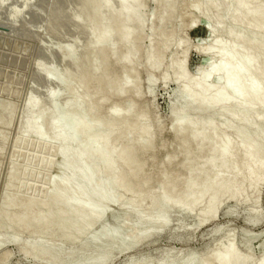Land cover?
<instances>
[{
    "label": "rangeland",
    "instance_id": "obj_1",
    "mask_svg": "<svg viewBox=\"0 0 264 264\" xmlns=\"http://www.w3.org/2000/svg\"><path fill=\"white\" fill-rule=\"evenodd\" d=\"M89 1L91 2V0H0V217L5 223L7 222L9 228L12 227L10 229L13 231H17L15 228L19 227L20 220H18V218H21V213L24 212V215H27L28 213L31 214L30 210H33L31 205L35 203L36 207L34 210L36 209V212L32 211L33 213L31 215L32 218L33 216L36 218H33L34 221L33 219L31 220L30 214L27 218H29L28 220L30 222L33 221L34 226L37 227H34V229L38 230V227L41 224L38 223V221H40V211H49V209L52 208V206L49 205L50 203L46 204L49 202L46 197H50L51 193H53V197H55L54 194L56 192L60 193L57 190L55 193L53 192L54 185H59L57 184V182H59L58 180L67 173L64 171L65 168L63 165L67 166V164H72L69 155H66V159L63 158L66 153L64 154L63 147L59 146L57 140L49 139V137L40 138L36 136V134L39 135L38 131L33 134L22 130V123L27 115L26 104L27 101L30 100L29 97L32 101L33 98H36V100L38 99V101L35 100L36 102H34V104L37 103L35 108H39L41 105L40 108L45 109L49 106L45 96L48 91H51L57 94L55 101L56 106L61 105L60 107H62L71 96L70 91L72 88L69 86L70 82L72 83L73 81V84H71L73 89L77 88L76 90L82 93L84 88L80 83V78L89 75L91 71L90 69L93 68L94 64L97 63L100 68L96 71V74L99 75L103 72L101 68L104 66L105 59L110 61L109 63L111 64L114 61V57L109 49L104 52L105 55L104 53L94 55L91 52L90 34L86 27L83 26V19H86L88 15L92 17L90 14L92 12L91 6L89 7L91 3L89 4ZM166 1L169 3L167 6L168 11L163 13L162 0H143V11L146 13L144 14L147 16V23L144 27L145 30L143 29V34L137 38L143 51L148 48L151 43H153V46L157 47L158 43H161V40L165 41L166 38L172 36V41L166 50H164L161 57L160 67L149 72L148 69L144 67L145 65L143 64L142 56V58L133 59L126 68L128 70L136 69L137 83L139 82V95L132 91L129 93L126 91L122 94L124 97L121 100L122 95L117 97L114 92L116 87L113 85L110 87L111 90L109 88V92L106 94L104 100L103 111L104 109H108L110 105H117L121 101L131 102L135 109L138 107L136 110L143 108L147 112L146 125L149 126V131L152 132V134L149 132L150 138L153 142L151 150L148 153L147 151L149 149L142 151L144 154L138 157V163H142L144 166V171L142 172L145 173L147 177L145 181L137 182L136 180L129 178L128 180H123L121 177V175H125V173L127 174L129 171V168H127L128 162L134 157V155L131 154L134 151L132 150V152L130 149L140 140V133L138 131H132L134 128L133 125H135L136 121L134 119H129L127 121L125 127L131 130L128 133L126 132L129 136L125 133H122L121 135L119 134V121L112 120L107 127V129L110 130V140L113 138L111 140L112 145L114 146L115 144L118 148L121 146L128 148L123 161L121 160V163L124 164L123 167L121 168V164L114 174L115 180L118 178V180L120 179L122 182L116 190V197L118 196L119 200L121 197V200L125 201H122L123 203L119 201L120 203L118 202V205L116 204L114 210H110V213L108 212L110 215L106 216L108 218L104 222L106 223L104 224L106 227L112 226L111 224H119L124 228H129L128 230L125 229V234L124 232L120 233L117 237L118 240H121L125 235L127 236V234L128 236L129 234H134H131V231L136 232L142 226L141 223H137L133 220V207L135 206L137 197L131 189H135L138 186L142 187V194L144 197L141 195L143 200L141 199L139 208L141 214L144 215V213H147L150 211L149 209H153L155 206L153 204V196L159 191L158 180L163 179L167 175H176V188L178 187L177 189H179L182 184L189 179V163L186 162L184 157L185 153L191 155V160H193V166H191L198 169L205 165L208 155H217L219 150L224 146L223 143L227 144V140H230L236 145L233 164L234 168H239L243 161L244 145L240 142V138L237 135L238 131L241 130L243 126H241V123L234 120L232 116L233 111L238 110L240 107L232 99L219 103L212 113L202 112L199 109L189 111L186 115L189 119L195 121H201L204 118L212 120L213 130L209 126L201 124L198 125L194 132L185 131V133H183L185 136H191L186 144L182 141L184 136L179 137L177 135L178 130L171 127L172 111L181 108L184 102L182 100H175L174 98V94L180 86L177 80L181 74L184 73L186 75V81L190 84L196 83L199 79L200 81L205 80V85L210 88L211 91H216L223 87L222 78L214 75L206 78L207 75H209L211 67L222 64L223 62L226 63L229 59V57H226V60L224 61V58H220L217 55V52L223 43H220L221 45L215 43L218 39L219 41L221 40V42H224V44L231 42V34H245L246 28H235L230 21H227L218 32H214V28L212 29V20L223 17L235 0H227L226 7L223 6V8L217 7L212 8V10L208 8L207 11H210L211 13H207L206 10L202 9L203 13L201 10L202 6L199 8L196 7L200 1L203 3L208 2L209 0ZM215 1V5H218L219 0ZM262 3L264 4V0ZM110 5L112 9H117V7H119L117 0H110ZM206 13L208 16L210 15V19L207 18ZM80 17H83L82 20ZM79 19L83 22L82 24H80L81 22ZM239 29L241 32H238ZM112 42L115 43H113V48L117 51H121L122 46L118 40H116V37L112 38ZM174 42H176V44ZM5 44H7V46H5ZM162 45L163 44L158 47L161 48L163 47ZM212 47L216 50L218 47L219 48L214 53ZM206 48L209 50L213 49L211 50L213 52H203ZM236 48L239 52H242V49H245L243 44L236 45ZM64 49H69L70 52H66ZM89 51L91 52L90 54L94 56L91 55V57ZM62 54H64L65 57L64 55L62 56ZM89 58H92L93 60H90ZM221 59H223V62L219 63ZM260 59H264V54L260 55ZM172 60L178 63L179 67L176 66L174 69H171L170 65ZM42 64L44 67H39L42 66ZM41 68H45L46 70L48 68L50 71H47L52 74L54 73V75L55 72L59 70L57 74L63 71L67 75L70 74L73 76L72 79V77L68 75L70 80L67 87L69 88L59 84V81L55 78V76H58L57 74L52 78L50 83L46 82V78L43 75H40L42 74L40 70ZM252 69L253 70L246 72L243 75L244 80L249 81L255 78L256 69L255 67H252ZM149 77L152 79V82L150 83L148 81ZM211 86L213 89H211ZM258 87L259 85L256 84L253 91ZM111 94L114 97H112ZM31 103L33 104V102ZM258 105L259 106L255 107V113L260 114L263 110L262 107H264V102H261V104ZM84 108H88V106H82V110H84ZM37 109H34V111ZM86 111L87 109H85L84 112ZM63 113L64 118L70 117L73 113V107H65ZM252 133L253 132L251 131L249 132V139L252 138V141H261L260 143L263 144L264 140L254 133L252 135ZM206 135L211 136L212 138L205 141ZM118 136L122 137V139H120V137L118 138ZM259 139L261 140L259 141ZM59 147H61V153L63 150L62 154L59 153ZM58 154L63 156L62 158L66 162H68L67 158H69V162H71L65 163ZM57 155L59 156V159H61L62 164L63 162L65 164L62 165L61 162H59L58 164L62 166V168L58 169L59 171L56 172L52 166L57 160ZM215 163H217V160ZM30 166L31 168H29ZM49 168L50 172L48 170ZM52 169L53 171H51ZM61 169H63L64 172ZM71 169H73V167ZM211 169L214 170V173L211 172L210 175L217 172L220 179L234 176L233 172L224 174L225 172H223L218 164H215ZM20 171H24V174ZM29 171L31 172L29 173ZM10 184H13V190V186ZM123 186H125V190ZM48 187L50 193L47 192ZM73 187L74 184H72V188ZM58 190L62 189L58 188ZM58 193L56 194L58 195ZM46 194L48 196H46ZM53 197L51 198L53 199ZM8 199L10 203L8 202ZM24 199L25 201L28 200L26 205L22 204L25 202ZM14 200H17V203H14ZM22 200L24 202H22ZM33 201H35V203ZM28 203L31 205H28ZM10 205L12 208H9ZM22 205L31 209L28 210V208L26 209ZM43 205L47 207L50 206V208L46 209ZM127 205L128 208L132 210H129ZM4 208L8 211V214H10L11 211V214L13 215H11L12 218L16 215L18 221L16 220V217L15 221L14 218L12 221H14V223L18 222V226H16L17 224H14L16 226L14 227L13 223H11L12 218L10 215L7 216L4 213L7 212ZM20 208L22 209L21 213L19 212ZM95 209L96 208H94V210ZM194 209V212L192 211V213L188 215L180 213L171 214L168 225L160 232V234L142 240L133 248H113L109 254L111 256H103L104 258L95 264H130L131 262H133L132 264H142V262L143 264H166L163 263L162 260L167 253L169 254L170 264H179L177 261L180 258H189L190 254L196 258L199 257V260L207 257L214 259L216 256L223 254L227 247L231 245V242L235 246V255H237L239 259L241 257L244 258L245 256L246 259L248 258L247 261L249 260L248 264H259L263 260L264 181H262L256 188L248 189L235 198H230L228 196L223 198L220 201L214 216H207L204 214V211L207 210L206 202L198 203ZM25 210L28 212L25 213ZM91 210H93V208ZM43 211L41 214L44 213ZM46 211V214L48 213V215H51ZM14 212L15 215L13 214ZM3 213L9 219L4 216ZM34 213L39 214H36L39 218L34 215ZM1 215L4 216L5 219ZM112 216H115V219ZM116 217H118V219ZM22 219L20 221L21 223L24 221ZM24 219H26V216H24ZM37 219L39 220L37 221ZM83 220L81 219V221ZM24 223H27L28 226L30 225L28 221L22 223L23 226H26ZM41 226L45 225L41 224ZM41 226L39 227V231L33 230V226H29L32 228L31 232H28L27 229H31L27 226V228L25 227V230L23 229L24 232L20 229L24 234H21L22 236H19V238H13L10 235H6L5 242L0 244V264H76L79 262L78 258L74 259V261L67 255L69 252L80 251L81 249L79 250V248H82L87 236H81L82 238L78 237L75 240L68 242L67 240H62L60 237L61 235L59 236L60 239L55 237L56 239L53 238L52 240H49L50 236H48V233H50V230H48L47 227L48 232H42L41 228L46 230V226L44 228ZM196 226L199 227L197 228ZM192 227H196L197 229H192ZM98 230L101 231L100 226L96 225L92 227L88 236L97 235L99 233ZM37 232H39V234L41 233V235L38 236ZM30 233L32 235H30ZM61 241H64V244ZM42 244H46L48 247L51 245L49 249H52V251L49 250L48 252L50 254L55 253L59 249L61 251V256H59L58 259L50 260L49 257L47 258L50 254H47V256L41 255L35 247ZM237 256H235V258ZM238 257L236 259H238Z\"/></svg>",
    "mask_w": 264,
    "mask_h": 264
},
{
    "label": "bare ground",
    "instance_id": "obj_2",
    "mask_svg": "<svg viewBox=\"0 0 264 264\" xmlns=\"http://www.w3.org/2000/svg\"><path fill=\"white\" fill-rule=\"evenodd\" d=\"M162 1H163L162 11L163 13H165L168 11L167 6L169 3L166 0H162ZM214 1L215 0H209L208 2H203V3L200 1L196 7L199 8L202 6L201 10L204 9L207 11L208 8H210L211 10L212 8H217V7L223 8V6H225L227 3V0H219L218 5H215L216 1L215 2ZM117 2L119 3V7H117V9H112L110 5V0H91V2L89 1V4L91 3L89 7L91 6L92 12L89 13L92 15V17L88 15L89 17L87 16L86 19H83L84 23L81 22L79 19V21L81 22L80 24L83 23V26L86 27V29L90 34L91 52L95 55L98 53L99 54L104 53L107 49H109L112 53V56L114 57L113 63L111 64L109 63L110 61L105 59L104 66L102 65L103 67L101 68L103 72L99 75L96 74L97 73L96 71H98L100 68L97 63L94 64L93 68L90 69L91 70L90 74L82 76L80 78V83L84 88L82 93L76 90L77 89L76 87H75L76 89H73V87L71 86V84H73V81L72 83L70 82L69 86L72 89L71 91L70 90L69 91L71 96L69 99H67V101L62 107H60L61 105L60 106L58 105L59 107L56 106L55 101L57 94L48 90L45 98L49 106L45 109L40 108L41 105L39 108L37 107L38 109L35 108V105L37 103L34 104V102L38 101V99L36 100V98H33L32 101L31 98L29 97V99L31 100V102H33L34 105L30 102V100L27 101L26 104L27 115L24 118L21 127L24 132L35 134L38 131L39 135L36 134V136L40 138L49 137V139L51 138L53 140H57L59 142V146L63 147L64 154L66 153L65 155L63 154L64 157L58 154L60 158L63 157L64 159H66V155L67 156L69 155V158H71L70 160H72V164H71L70 163L71 161L69 162V158H67L70 165L67 164V166H65L63 164L68 162H66L62 158L63 161L65 162V163L63 162L62 164L61 159H59V156L57 155V160L52 167H54L56 172L59 171L58 169L62 168V166H60L58 163L61 162V164L65 168L64 171H66L67 173L66 175H63V177L61 176L62 178L58 180L59 182H57V184L59 185L56 184H55L56 186L54 185L53 192L55 193V191L57 190L60 193L56 192L58 193V195L55 193L54 194L55 197H53L52 195L53 193H51L50 197L48 198L46 197L48 196L47 195L48 193L45 196L46 199L49 201L46 204L50 203L49 205L52 206V208H50V206L49 207L45 206L46 205L45 204L43 205L44 208L46 209L50 208V209L49 211L46 210L44 211L42 210V211L44 212L43 214H46L45 213L46 211L49 212V214L51 215H48V213L46 215H43L41 214L42 211H40V221H38L39 219H37V221L39 224L41 223L46 226V230L45 229L43 230L41 228L42 232L43 231L48 232L47 227L48 230H50L48 236H50L51 238L49 237V240L50 239L52 240L53 238L56 239L55 237L59 238V236L61 235L60 237L62 238V240H67L68 242V241H73L78 237L82 238L83 236L84 237L87 236L83 246L81 244L82 248H79V250L81 249L80 251L69 252L67 255L72 260L78 258L79 262H77L76 264L98 263L104 258L103 256H111L109 254L113 248L115 249L133 248L136 245H138L142 240L149 239L155 235L160 234V232L164 230V228L168 225L171 214L180 213L183 215H188L192 213L195 206L200 202L207 203V210L204 211V214L207 216H214L216 209L223 198H225L226 196L230 198H235L248 189L256 188L262 181H264V145H263L264 142L262 141L263 144L260 143L261 139L264 140V107H262L263 110L260 108L262 110V111L260 110L262 113L261 112L260 114L255 113V107L259 106L258 104H261V102H264L263 101L264 100V59H260V55L264 54V4L262 3L263 0H235L233 2V5L228 9L227 13L223 17H219L212 20V29L214 28L213 29L214 32L215 31L218 32L223 26V24L227 21H230L233 27L235 28H241V27L246 28L245 34L244 33L231 34L232 41L229 39L231 42L224 44V42H221V40L219 41L218 39V41H216L215 43V44L223 43L219 51L217 52V55L220 58H224V61L226 60L225 59L226 57H229V59L226 63L223 62V59H221L222 61L220 60L219 63L223 62L222 64L211 67L209 70V75H207L206 78L213 75L222 78L223 87L219 90L211 91L210 88H208L205 85L204 83L205 80L200 81L199 79V81H197L196 83L190 84L187 83L186 81V75L184 73L181 74V76L177 80L180 86L176 90L174 94L175 96L174 98L175 100L178 101L182 100L184 102L181 108L172 111L171 127L173 129L178 130L177 135L179 137L184 136L182 141L184 144H186L191 136L190 137L185 136L183 134L185 133V131L194 132V130H196L198 125L201 124L207 125L211 129L213 128V121L210 119L204 118L201 121H195L193 119L187 118L186 115L189 111L199 109L202 112L212 113L219 103L229 101L232 99L240 107L238 110L233 111V113L231 112L233 119L241 123L242 124L241 126H243V128H241V130H239L237 134L240 138L239 139L240 142L244 145V154H243V161L241 166L237 169H235L233 166L234 157L236 153V145L234 142H231L230 140H227L228 141L227 144L223 143L224 146L219 150L217 155L214 154L208 155L205 165L198 169L192 167L193 160H191V155L189 153H185L184 157L186 159V162L189 163V169H188L190 174L189 179L186 180L179 189H177L178 187L176 188V182H177L176 175H167L163 179L158 180L157 183H159V191L153 196V201H154L153 204L155 206L153 205L154 208L149 209L150 211H148L147 213L143 212L144 215L141 214L139 208L140 201L144 197V195L142 194V187L138 186L135 189L130 188L137 197V201L135 202V206L133 207V218H134L133 220L137 223L142 224L139 230H137L136 232L131 231V234L132 233L134 234L132 235L129 234V236L127 234V236L125 235L121 240H118L117 237L120 235V233L124 232L125 229L128 230L129 228L127 227L124 228L119 224L113 225L111 223H109L112 225L110 227H106L104 225L106 224L104 222L108 218L106 216L110 215L109 211L114 210V207H116V204L119 201L121 202L125 201V200H121V197L120 200L118 199V196L116 197V190L122 184V182L120 179L118 180V178L115 180L114 174L116 172V169L119 166H121L122 164L121 160L123 161L124 155L128 151V148L125 146H121L118 148L116 147L115 144L114 146L112 145L111 140L113 138H111L110 140V130L107 129L109 123H111L112 120L119 121L120 124L119 134L121 135L122 133L127 134L129 131H131L125 126L127 125V121L129 119H134L136 121L135 122L136 126L133 125L134 128L132 129V131L134 130L140 133V138H139L140 140L137 143H135V145H133V147L130 149L131 151L132 150L134 151V152L132 151L134 154L131 153L132 155H134V157L132 156L133 159L131 161L129 160L130 162H128V167L126 165V167L129 168L127 174L125 173V175H121L123 180L124 179L128 180V178L136 180L137 182H143L146 180L147 175L142 172L144 171L143 170L144 166L142 163H141L142 165L138 163V157L144 154L142 152L144 150L146 151L149 149L147 151L148 153L151 150V147L153 146V142L150 138V133L152 134V132L149 131V126L146 125L147 122L146 110H144L143 108L136 110L138 107L136 106L137 108L135 109L131 102L121 101L119 103L118 101L119 104L110 105L108 109L106 110L104 109L103 111L105 96L109 92V88L113 85L116 87L114 92L117 95V97L122 95L126 91L128 93L132 91L135 92L137 95H139V90H138L139 82L137 83V76L135 73L136 69L134 68V70H128L126 68L127 65L130 62H132L133 59L135 58L139 59L142 56L143 64L145 65L144 67H146L149 72L158 69L160 67V61L163 52L164 50H166V48L173 39L172 36H169L168 38L165 39V41L161 40V43L160 44L158 43V46L163 44L162 45L163 47L161 48L158 46L156 47L152 45L153 43H151V45H149L148 48L142 51V48L140 47V42L137 40V38H139V36L143 34L142 33L144 32L143 29L145 30L144 27L146 26L147 23V16L145 15L146 14L145 11H143V7H144L143 0H117ZM209 12L207 11V13ZM207 13L206 16L208 19H210L209 18L210 15L208 16ZM238 32H241L240 29ZM113 37H116V40H118V42L122 46L121 51H117L113 48V43H114L112 42ZM174 43L176 44V42ZM235 44L237 46L239 44L241 45L243 44L245 49L244 50L242 49V52H239L237 51ZM213 49L209 50L206 48L203 52L205 53L208 51L213 52L211 51ZM64 50L66 52L69 51V49L68 50L64 49ZM217 50L214 49V53ZM91 52L89 51L90 56L92 55L90 54ZM63 55L64 54H62V56ZM89 59L91 60L92 58ZM90 65L92 66L91 62ZM176 66H178V63L172 60L170 65L171 69H174ZM39 67H44V66L42 64V66ZM252 67H255L256 69L255 78L249 81L244 80L243 75L246 72H250L251 70H253ZM40 70L42 73L40 75H43L46 78L45 79L46 82L49 83L52 81V78L59 72V70L55 72V75L54 73L52 74L50 72L53 75L52 76L47 71L49 70L48 68L47 70L45 68L44 69L41 68ZM57 75L58 76H55V78L59 81V84L61 86L67 87L70 80L68 75L70 74L67 75L66 73L61 71ZM70 77H72L73 79V76L70 75ZM148 81L150 83L152 82V79L149 77ZM256 84L259 85V87L256 88L255 91H253ZM211 89H213L212 86ZM123 97L124 96L122 95L121 100L123 99ZM84 105H87L88 108H84V110H82V106L84 107ZM65 107H73V113L68 118H64L63 116L64 114L63 109ZM34 109L37 110L34 111ZM85 109H87L86 112H84ZM44 123L46 127L44 126ZM250 131L253 132L255 135H257L259 138H261L259 139L260 142H258V140L252 141L251 137H250L251 139H249ZM127 136H129V134H127ZM119 137L120 136H118V138ZM211 138H212L211 136L206 135L205 141L210 140ZM120 139H122V137H120ZM61 147H59L60 151L58 150L60 154L63 153V150L61 153ZM216 160L217 163H215ZM215 164H218L220 166L223 172H225L224 174L233 172L234 176L220 179L217 172H215V174L213 175H210L211 172L214 173V170L211 168L214 167ZM123 165L124 164H122L121 168L123 167ZM72 167L73 169H71ZM29 168H31V166ZM48 170L50 172V168ZM61 170L63 171V169ZM31 171H29V173ZM51 171H53V169ZM22 172L24 174V171ZM13 184L10 185L13 186ZM72 184H74L73 188H72ZM124 187L125 186H123V188ZM58 188L59 189L61 188L62 190H58ZM13 189L14 186L12 190ZM47 192H49V187ZM141 195H143L142 198ZM51 197H53V199ZM14 201H13L14 203H17L16 202L17 200ZM24 201L22 200V202ZM26 202H28V200L22 204L26 205L27 204ZM33 202L35 203V201ZM29 204L30 203H28V205ZM25 205L22 206L25 207ZM31 206L33 210L31 208L30 210L28 207L25 208L26 209L28 208V210H30L32 214L33 213L32 211L36 212L35 211L36 209L34 210V208L36 207V203ZM9 208H12L11 205ZM21 208L19 209L20 213L22 212ZM92 208L93 210H91ZM94 208L96 209L94 210ZM128 209L132 210L130 208ZM4 210L6 209L4 208ZM27 212L28 211L25 210V213ZM4 213L7 216L10 215V217L12 215L11 211L10 214H8V211ZM5 214L4 216H6ZM13 214L15 215V212ZM21 214L23 216L18 215L21 217L20 219L18 218V220L21 221L23 217L22 219L24 220L23 222L28 221L30 223L29 226L30 227L33 226V230L39 231L40 229L39 227L41 226V224L40 226L38 225L39 226L38 230L34 229V227H36L34 226L33 223L34 221L33 218H36L35 216H33L32 218V215L30 213L24 215V212H22ZM29 214L31 215L30 217L31 220L33 219V221L31 222L28 220L29 218H27ZM36 214L34 213V215ZM4 216L2 217L4 218ZM24 216H26V219H24ZM15 217H13L14 221H15ZM112 217H114L115 219V216ZM13 218L11 219V223H13V225L17 224L18 223L17 217H16L17 223H14V221H12ZM116 218L118 219V217ZM81 219L84 220L81 221ZM0 221H1L0 244L1 243L3 244V242H5L6 235L8 236L10 235L13 238H17V237L19 238V236L20 237L22 236L21 234H24L22 232H24V230L27 227H29L27 223H24L27 226L26 227L24 225L26 227L25 228L22 224L23 222L21 223L19 221L20 228L19 227L15 228V230L17 231H13L12 229H10L12 227L9 228L7 222L5 223L4 220H2V218L0 219ZM96 225L101 227V231L98 230L99 233L95 236H88L91 228ZM16 226H18V224ZM16 226L14 225V227ZM45 226H41V227L44 228ZM196 227H192V229ZM20 229L22 230L24 229V230L21 232ZM30 229L31 230L27 229L28 232L32 231V228ZM37 233L38 236L41 235V233L40 234L39 232ZM30 235L32 234L30 233ZM37 246L35 248L38 249L37 251L41 255L47 256V254H50L48 253L49 250L52 251V249H49L51 245L49 247L46 244L44 245L42 244L38 247ZM235 250H236L235 246L231 242V245L227 247V249L223 252V254L216 256L214 259H210L209 257H207L199 260L198 259L199 257L196 258L192 254H190L189 258L182 257L177 261V263L179 264H210V263L248 264L249 261V260L247 261L248 258L246 259V257L244 256L245 259L242 257L239 259V257L235 255L236 253ZM59 256H61V251L58 249L55 253H51L49 256H47V258L49 257L50 260H54V259H58ZM235 256H237L238 259H236L237 257L235 258ZM162 262L166 264H170L168 253L164 256ZM132 263L133 262H131L130 264ZM259 264H264V258Z\"/></svg>",
    "mask_w": 264,
    "mask_h": 264
},
{
    "label": "water",
    "instance_id": "obj_3",
    "mask_svg": "<svg viewBox=\"0 0 264 264\" xmlns=\"http://www.w3.org/2000/svg\"><path fill=\"white\" fill-rule=\"evenodd\" d=\"M5 46H7V44H5Z\"/></svg>",
    "mask_w": 264,
    "mask_h": 264
}]
</instances>
